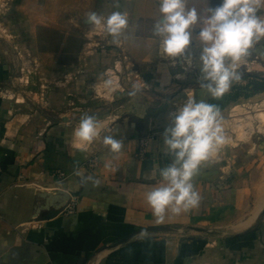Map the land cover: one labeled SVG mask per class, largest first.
<instances>
[{
	"label": "crops",
	"instance_id": "crops-1",
	"mask_svg": "<svg viewBox=\"0 0 264 264\" xmlns=\"http://www.w3.org/2000/svg\"><path fill=\"white\" fill-rule=\"evenodd\" d=\"M95 11H120L128 27L113 37L93 26L78 46L69 34L51 44L53 65L40 67L35 99L19 93L18 76L0 64V264H264V131L232 134L200 166L198 208L158 223L146 201L161 184L158 169L170 162L161 139L166 115L185 93L218 105L223 116L262 85L249 75L218 99L201 90L199 65H173L146 29L147 19L159 18L158 0H100ZM260 51L264 41L252 53ZM106 79L112 85L100 92ZM133 85L139 91L129 95ZM92 97L108 104L96 117L110 131L78 145L73 130L82 116L73 113ZM106 134L124 142L120 153L102 144Z\"/></svg>",
	"mask_w": 264,
	"mask_h": 264
},
{
	"label": "clouds",
	"instance_id": "clouds-1",
	"mask_svg": "<svg viewBox=\"0 0 264 264\" xmlns=\"http://www.w3.org/2000/svg\"><path fill=\"white\" fill-rule=\"evenodd\" d=\"M158 8L160 15L153 25V36L158 39L159 53L173 65L177 59L182 61L185 71L198 64L199 88L213 99L222 97L233 82L242 79L241 63L264 41V0H221L215 8L204 0L199 10L189 7L188 0H158ZM85 19L113 37L120 36L129 23L120 11L107 17L90 12ZM111 83L107 80L105 86ZM133 89L129 95L139 91L135 85ZM185 97L166 115L161 139L170 162L158 169L161 184L146 193L158 223L169 212L180 215L199 207L201 197L193 178L203 163L217 157L229 143L219 106L197 101L191 90ZM102 131L110 129H102L95 115L85 114L73 135L81 145H90L101 139ZM102 144L113 154L120 153L124 146L111 134L103 135Z\"/></svg>",
	"mask_w": 264,
	"mask_h": 264
},
{
	"label": "rangeland",
	"instance_id": "rangeland-1",
	"mask_svg": "<svg viewBox=\"0 0 264 264\" xmlns=\"http://www.w3.org/2000/svg\"><path fill=\"white\" fill-rule=\"evenodd\" d=\"M99 1L0 0V64L6 66L10 64L13 72L18 76V85L22 87L21 90H18L19 93H24L26 89L29 97L32 99L37 97L32 93H38L36 87L40 85V67L48 62L50 66L53 65L52 54L46 53L48 47L50 48L51 44L61 45V37L67 34L71 37L75 36L76 46L80 45L79 39L82 44L86 40L85 35H89L93 29V25L87 23L85 14L96 12ZM220 2L221 0H209V6L215 8L219 6ZM188 3L189 7L195 6L199 10L204 0H188ZM147 22L149 24L146 29H150L152 33L155 20L150 18L147 19ZM42 35L45 41H42ZM58 37H60V41H57ZM197 47H199L198 41ZM49 50L51 52V49ZM42 52H45L44 57L40 55ZM262 54V51L252 53L240 65L242 79L234 82L236 86L243 87L249 80V75L251 80L263 83L256 93L250 97L236 100L223 114V126L228 139H231L232 134H237L240 138V136L246 137L248 133L264 131L263 122L260 119L257 120L259 112H264V56ZM175 65L183 68L179 59ZM26 73H31V75L26 76ZM103 80L98 85V88L101 89L100 92H104L106 87ZM242 92H247V88ZM84 94L89 97L92 93L84 92ZM21 96L23 97V94ZM92 98V102L89 99L81 100L79 105L81 109L75 110L73 115L78 113L77 116L85 114L96 116L108 109V104L104 103V100ZM239 129H243L244 135L238 133L241 132Z\"/></svg>",
	"mask_w": 264,
	"mask_h": 264
},
{
	"label": "built area",
	"instance_id": "built-area-1",
	"mask_svg": "<svg viewBox=\"0 0 264 264\" xmlns=\"http://www.w3.org/2000/svg\"><path fill=\"white\" fill-rule=\"evenodd\" d=\"M146 143H147V136H142L139 139V147H138V150H139L140 153H143L145 151ZM94 159H96V157H93V161H94ZM56 172H57L59 177H64L66 175L65 172L60 171V170H58ZM75 206H76V197L70 199V202H69V204L67 206V211L68 212H73L75 210Z\"/></svg>",
	"mask_w": 264,
	"mask_h": 264
},
{
	"label": "bare ground",
	"instance_id": "bare-ground-1",
	"mask_svg": "<svg viewBox=\"0 0 264 264\" xmlns=\"http://www.w3.org/2000/svg\"><path fill=\"white\" fill-rule=\"evenodd\" d=\"M260 111H261V110H260ZM262 111H263V110H262ZM237 112H238V111H237ZM258 112H259V111H258ZM256 116H257V114H256ZM258 119H260V121H262L263 124H264V112H259L257 120H258ZM249 121H250V120H249ZM242 122H243V121H242ZM244 122H247V121H244ZM250 122H251V121H250ZM260 123H261V122H260ZM250 124H251V123H250ZM250 124H249V125H250ZM261 124H262V123H261ZM251 125H252V124H251ZM251 125H250V126H251ZM252 128H253V127H252ZM252 128H251V129H252ZM243 129H244V128H243ZM243 129H242V130H243ZM251 129H250V130H251ZM235 130H236V129H235ZM237 130H238V128H237ZM240 130H241V129H239V131H240ZM242 130H241V132H238V133L244 135V133L242 132ZM250 130H249V131H250ZM244 131H245V130H244ZM249 131H248V132H249ZM245 134H246V133H245ZM248 134H249V133H248ZM236 136L238 137L239 135L236 134ZM240 137H243V136H240ZM244 137H245V136H244ZM74 139H75V143H76V144L79 145V144L81 143L76 137H75Z\"/></svg>",
	"mask_w": 264,
	"mask_h": 264
},
{
	"label": "water",
	"instance_id": "water-1",
	"mask_svg": "<svg viewBox=\"0 0 264 264\" xmlns=\"http://www.w3.org/2000/svg\"><path fill=\"white\" fill-rule=\"evenodd\" d=\"M56 191H61L60 189H56ZM62 192H64V191H62ZM58 193V192H57ZM65 195L67 196V199L68 198H70V196H69V194L68 193H65ZM64 206V205H63ZM121 241L123 240V239H120Z\"/></svg>",
	"mask_w": 264,
	"mask_h": 264
},
{
	"label": "trees",
	"instance_id": "trees-1",
	"mask_svg": "<svg viewBox=\"0 0 264 264\" xmlns=\"http://www.w3.org/2000/svg\"><path fill=\"white\" fill-rule=\"evenodd\" d=\"M262 83H263L262 81H260V82L257 81V82H256V84H258V85H261ZM257 91H258V89H257ZM236 95H237V94H235V96H236ZM235 96H234V97H235Z\"/></svg>",
	"mask_w": 264,
	"mask_h": 264
}]
</instances>
